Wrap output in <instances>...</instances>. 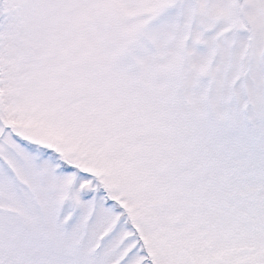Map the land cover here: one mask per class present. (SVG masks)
<instances>
[{
  "label": "snow or ice",
  "instance_id": "1",
  "mask_svg": "<svg viewBox=\"0 0 264 264\" xmlns=\"http://www.w3.org/2000/svg\"><path fill=\"white\" fill-rule=\"evenodd\" d=\"M0 264H264V0H0Z\"/></svg>",
  "mask_w": 264,
  "mask_h": 264
}]
</instances>
